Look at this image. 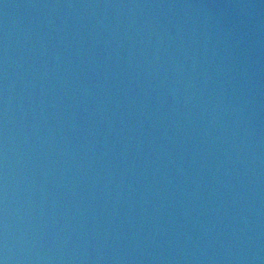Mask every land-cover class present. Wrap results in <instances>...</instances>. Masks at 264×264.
<instances>
[{"label":"water","instance_id":"95a60500","mask_svg":"<svg viewBox=\"0 0 264 264\" xmlns=\"http://www.w3.org/2000/svg\"><path fill=\"white\" fill-rule=\"evenodd\" d=\"M0 264H264V0H0Z\"/></svg>","mask_w":264,"mask_h":264}]
</instances>
